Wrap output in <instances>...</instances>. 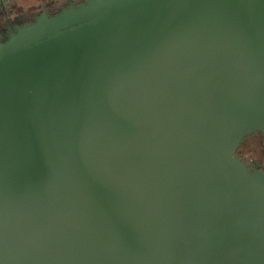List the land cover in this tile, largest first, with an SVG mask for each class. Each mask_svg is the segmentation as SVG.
Here are the masks:
<instances>
[{
    "label": "water",
    "instance_id": "obj_1",
    "mask_svg": "<svg viewBox=\"0 0 264 264\" xmlns=\"http://www.w3.org/2000/svg\"><path fill=\"white\" fill-rule=\"evenodd\" d=\"M257 130L264 0H126L2 56L0 264H264Z\"/></svg>",
    "mask_w": 264,
    "mask_h": 264
},
{
    "label": "flooded vegetation",
    "instance_id": "obj_2",
    "mask_svg": "<svg viewBox=\"0 0 264 264\" xmlns=\"http://www.w3.org/2000/svg\"><path fill=\"white\" fill-rule=\"evenodd\" d=\"M126 0H0V60L41 41L57 31L74 26ZM251 139L246 145V139ZM251 145V146H250ZM264 133L244 137L236 155L251 174L264 179Z\"/></svg>",
    "mask_w": 264,
    "mask_h": 264
},
{
    "label": "trees",
    "instance_id": "obj_3",
    "mask_svg": "<svg viewBox=\"0 0 264 264\" xmlns=\"http://www.w3.org/2000/svg\"><path fill=\"white\" fill-rule=\"evenodd\" d=\"M250 140H251L250 138H249V139H246L245 144H246V145L250 144V143H249ZM250 146H251V145H250Z\"/></svg>",
    "mask_w": 264,
    "mask_h": 264
},
{
    "label": "rangeland",
    "instance_id": "obj_4",
    "mask_svg": "<svg viewBox=\"0 0 264 264\" xmlns=\"http://www.w3.org/2000/svg\"><path fill=\"white\" fill-rule=\"evenodd\" d=\"M15 2H23V1H25V0H14ZM263 155H264V153H262Z\"/></svg>",
    "mask_w": 264,
    "mask_h": 264
}]
</instances>
